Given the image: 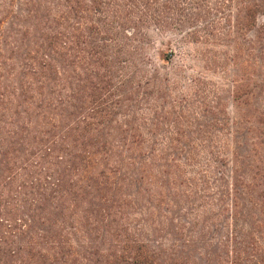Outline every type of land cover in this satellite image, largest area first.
<instances>
[{
	"label": "trees",
	"instance_id": "1",
	"mask_svg": "<svg viewBox=\"0 0 264 264\" xmlns=\"http://www.w3.org/2000/svg\"><path fill=\"white\" fill-rule=\"evenodd\" d=\"M259 16L264 0L0 6V264H264V104L184 135L185 110L142 97L139 59L151 27L253 31L229 59L246 102L264 86Z\"/></svg>",
	"mask_w": 264,
	"mask_h": 264
},
{
	"label": "rangeland",
	"instance_id": "2",
	"mask_svg": "<svg viewBox=\"0 0 264 264\" xmlns=\"http://www.w3.org/2000/svg\"><path fill=\"white\" fill-rule=\"evenodd\" d=\"M6 2L7 0H0V6H6ZM261 22H264L263 16L257 19L258 24ZM174 23L163 32L155 31L154 27H151L144 40L139 57L145 72L142 81L150 79L153 84L141 82L142 97L147 99L154 96L156 98L154 102L166 107V110H169L167 104L174 106L175 109L185 110L184 116L190 122L182 130L184 135L219 134L216 129L202 130L203 124L219 117L218 109L224 110L229 121L244 122L249 116L247 113L249 107L264 104V86L257 89L246 102L232 100L231 76L233 74L235 76L237 72L229 59L231 53L237 50L239 55L235 62L241 61V58L248 59V40L253 31L246 29L236 31L231 33L230 39L215 43L209 41V37H205L207 27L203 23L195 21L184 26ZM218 26L220 30H225L227 24L221 21ZM261 42L264 49V38ZM256 49L259 47L257 46L255 51ZM212 56L217 62L215 65L209 61ZM160 114L159 108L155 115ZM168 116L171 118V113ZM169 133L173 134L172 131ZM156 134L162 136L164 131L158 130ZM227 138L225 152L228 160L231 146L229 137Z\"/></svg>",
	"mask_w": 264,
	"mask_h": 264
}]
</instances>
